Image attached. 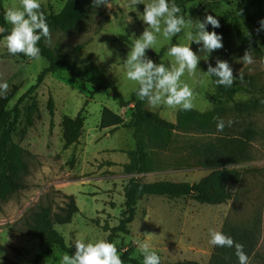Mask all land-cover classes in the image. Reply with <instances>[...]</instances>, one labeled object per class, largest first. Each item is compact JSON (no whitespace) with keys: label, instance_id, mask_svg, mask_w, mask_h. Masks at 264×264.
Listing matches in <instances>:
<instances>
[{"label":"rangeland","instance_id":"obj_1","mask_svg":"<svg viewBox=\"0 0 264 264\" xmlns=\"http://www.w3.org/2000/svg\"><path fill=\"white\" fill-rule=\"evenodd\" d=\"M66 2L40 0L45 15L60 12ZM110 2V8L92 5V10L77 30L52 32L48 43L57 52L68 54L69 59L79 65L94 63L129 99L138 85L126 79L123 59L134 34L138 37L146 27L137 12H143L144 4L141 0ZM240 2L194 0L185 5V19L202 21L206 15L215 16L219 23L227 19L238 32L252 37L264 49V27L260 24L264 20V2L261 6L250 3V15L254 21L243 17ZM3 3L5 9L19 6V0H3ZM208 30L217 32L218 28L212 29L209 25ZM186 31L194 33L195 24L171 41L158 37L156 52L171 43L190 44ZM191 47L195 52L200 46L192 43ZM198 54L201 55L198 67L203 71L207 70L208 63L215 66L216 59H222L214 52L209 58L207 54ZM250 54L252 64H244L240 60L244 54L229 62L234 76L239 72L243 75V80H235L231 87H248L250 81L257 87H264V60ZM147 55L158 63L150 52L147 51ZM170 59L165 52L162 61L167 65ZM47 66L46 59L41 56L34 60L22 54L10 55L3 39L0 41V81L8 82L7 92L15 91L7 106L9 109L37 83L38 75ZM182 79L192 90L193 108L207 111L223 106L228 109L226 121H232L228 123L232 129H240L249 123L257 129L250 157L238 165L243 174L239 183L230 186L233 198L227 203L202 204L192 196H141L136 205L135 218L129 224V233H120L115 240L118 253L120 257L129 255L142 260L136 242L139 239L147 240L161 257V262L207 264L215 247L208 243L209 229L222 230L225 223H229L257 230L258 246L249 258V264H264V107L239 119L232 111L235 102L260 97L261 94L242 89L233 97H228L218 89L214 77H208L199 70L191 76L185 74ZM50 98L55 103L54 115L49 110ZM33 101H37L41 116L35 119L33 126H28L27 116ZM104 106L121 114L127 124L132 121L133 104L121 107L107 92H96L90 83L76 79L65 71L47 74L37 89L21 102V115L13 139L29 151L26 157L29 172L23 178V188L0 204V264H33L38 254L44 256L45 264H60V257L65 252L57 247L42 246L37 238L24 235L19 230L25 218L40 204L49 203L54 208L63 205V193L74 194L80 208L72 223L55 226L66 240L108 239L110 231L105 226L120 224L125 212V186L132 176L125 172L123 162L127 157L129 161L136 142L132 127L100 128ZM144 106L169 121H176L179 108L152 107L147 103ZM83 108L86 120L82 140L65 148L63 117H75ZM215 136L178 132L168 149L155 153L154 171L135 175L142 182H198L209 171L195 167L192 147Z\"/></svg>","mask_w":264,"mask_h":264},{"label":"trees","instance_id":"obj_2","mask_svg":"<svg viewBox=\"0 0 264 264\" xmlns=\"http://www.w3.org/2000/svg\"><path fill=\"white\" fill-rule=\"evenodd\" d=\"M191 1L194 0H175L184 16L185 5ZM263 2L264 0H241L240 7L243 17L254 21V17L250 15V3L261 6ZM92 5V0H67L60 12L46 15L50 34L56 31L77 30L89 15ZM4 12V3L0 0V41L10 30V25L4 20ZM217 33L222 36L223 47L215 50L214 53L223 60L231 62L238 55L244 54L246 50H250V53L264 60V49L258 42L238 32L227 19L220 23ZM38 46L41 49L40 56L46 59L48 66L38 75L37 83L23 94L11 109L7 106L13 99L15 91L10 90L3 98H0V204L8 201L14 193L23 188V178L29 172L26 159L29 151L13 139V133L21 115L20 104L37 89L47 74L58 71H65L76 79L90 83L96 92H107L121 107L134 105L133 118L128 124L121 114L107 106H104L101 112L100 128L132 127L136 142L129 161L124 164L125 172L132 175L125 186V212L118 226H105V229L110 231L107 240L115 243L120 233H129V224L135 218L136 205L141 196L158 195L170 198L192 196L197 202L210 205L227 203L233 198L230 186L239 183L243 174L238 165L249 159L251 144L258 135L257 129L251 123L240 129H232L226 121L228 109L223 106L207 111L195 108L189 111L179 109L176 121H169L159 113L145 108L146 101L136 95V90L129 99H126L117 86L94 63L79 65L70 60L68 54L57 52L43 39ZM167 48L164 47L160 52L150 49L148 52L156 57L158 63H164L162 56ZM218 89L228 97H233L242 89L252 94H261L260 97L235 102L232 111L236 113L237 119L264 107V87H257L252 81L249 82L248 87L218 86ZM49 110L51 115L55 114L53 98L49 100ZM83 111L84 108L75 117L68 115L63 117L65 148L80 141L86 120ZM40 116L38 103L33 101L29 107L27 125L33 126L35 119ZM218 118H222L225 122L223 131L219 132L216 129ZM178 132L216 135L214 139L200 142L192 147L196 158L195 167L208 170L209 174L195 183L170 180L142 182L139 180L135 174L154 171L155 153L168 149ZM63 198V205L56 208L47 203L40 204L32 210L19 231L24 235L37 238L42 246L57 247L65 253H74L75 247L70 248L66 245L65 237L55 226L72 223L74 217L80 213V208L74 194L63 193ZM221 231L242 244L249 258L255 253L259 239L257 230L225 223ZM121 259L123 264H142L141 259L129 255H123ZM33 264H45L44 256L38 254ZM161 264L169 263L161 262ZM190 264L199 263L191 262ZM207 264H238L235 249L215 246Z\"/></svg>","mask_w":264,"mask_h":264},{"label":"clouds","instance_id":"obj_3","mask_svg":"<svg viewBox=\"0 0 264 264\" xmlns=\"http://www.w3.org/2000/svg\"><path fill=\"white\" fill-rule=\"evenodd\" d=\"M143 12H138L139 19L146 25L143 32L137 37L135 34L131 46L123 59L126 79L136 82V95L149 106H167L189 111L193 108L192 90L182 77L193 75L198 70L208 77H214L218 86L231 87L235 80H243L239 72L234 76L233 69L227 60L217 58L215 66L208 63L207 70L198 67L201 55H211L215 50L223 47L222 36L212 29L220 27L219 20L213 15H206L204 20H186L175 0H147ZM110 0H93V6L110 8ZM4 20L9 24L10 30L3 38V44L10 55L22 54L37 60L41 49L38 43L43 39L50 40L49 26L45 12L42 10L40 0H19V6L8 7L4 12ZM195 24V32L186 31L185 36L190 44L171 43L167 48L166 56L171 58L169 63L154 62L147 55L148 50L156 52L158 37L171 41L182 31ZM264 27V20L260 21ZM195 43L200 47L193 51L191 45ZM205 59V61L208 60ZM244 64H252L253 57L250 50H246L240 58ZM9 84L0 81V98H3ZM229 124L232 121L228 122ZM225 122L217 119V131H223ZM208 243L216 247L234 248L238 264H249V257L244 246L225 234L221 230L209 229ZM138 252L142 256V264H161V257L151 248L147 240L137 239ZM66 245L75 247L74 254L64 253L60 257V264H123L116 244L103 238L96 239H67Z\"/></svg>","mask_w":264,"mask_h":264},{"label":"crops","instance_id":"obj_4","mask_svg":"<svg viewBox=\"0 0 264 264\" xmlns=\"http://www.w3.org/2000/svg\"><path fill=\"white\" fill-rule=\"evenodd\" d=\"M82 140V136H81V138H80V141ZM128 162V157H127V159L123 162L124 164L125 163H127Z\"/></svg>","mask_w":264,"mask_h":264}]
</instances>
